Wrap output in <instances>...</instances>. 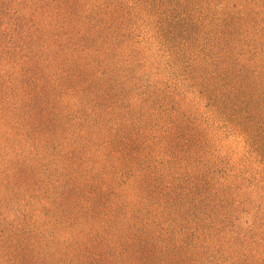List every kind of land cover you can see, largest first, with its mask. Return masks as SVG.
<instances>
[{
    "label": "rangeland",
    "instance_id": "obj_1",
    "mask_svg": "<svg viewBox=\"0 0 264 264\" xmlns=\"http://www.w3.org/2000/svg\"><path fill=\"white\" fill-rule=\"evenodd\" d=\"M0 264H264V0H0Z\"/></svg>",
    "mask_w": 264,
    "mask_h": 264
}]
</instances>
